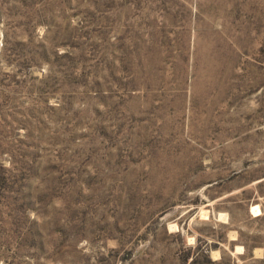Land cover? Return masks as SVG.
<instances>
[{
    "label": "rangeland",
    "instance_id": "1",
    "mask_svg": "<svg viewBox=\"0 0 264 264\" xmlns=\"http://www.w3.org/2000/svg\"><path fill=\"white\" fill-rule=\"evenodd\" d=\"M0 264H264V0H0Z\"/></svg>",
    "mask_w": 264,
    "mask_h": 264
}]
</instances>
